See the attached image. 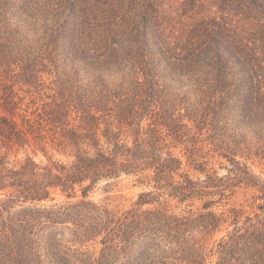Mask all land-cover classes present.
I'll use <instances>...</instances> for the list:
<instances>
[{
    "label": "trees",
    "instance_id": "1",
    "mask_svg": "<svg viewBox=\"0 0 264 264\" xmlns=\"http://www.w3.org/2000/svg\"><path fill=\"white\" fill-rule=\"evenodd\" d=\"M204 134L227 153L224 177L197 159ZM33 144L72 160L5 165L3 149ZM244 151L264 158V0H0V264H264V204L216 208L241 185L264 200ZM122 175L148 189L131 209L85 200ZM167 199L203 204L176 214ZM60 225L71 244L52 247Z\"/></svg>",
    "mask_w": 264,
    "mask_h": 264
},
{
    "label": "rangeland",
    "instance_id": "2",
    "mask_svg": "<svg viewBox=\"0 0 264 264\" xmlns=\"http://www.w3.org/2000/svg\"><path fill=\"white\" fill-rule=\"evenodd\" d=\"M52 78L47 79V84H50ZM46 94L49 91H45ZM43 97H45L43 95ZM36 145L27 146L25 149H21L18 146H14L11 150H2V154L7 153L6 163L5 165L11 169H20L22 165L25 164L28 158L32 159L39 167H55L56 163L60 164H68L71 162V158L68 155H64L52 148H48L47 151L42 152L41 149L35 147ZM192 148V147H190ZM196 155L199 162H206V169L209 173L216 172L217 177L221 178L228 174V169H230L231 164L228 158H225L223 154L227 155V153L223 150L216 151L213 145L208 140V134H204L200 137V142L196 146ZM173 153L179 156L184 162V171L189 172L191 176L195 178H200L201 180L205 179L206 174H202L198 171H195L191 163L190 153L187 150L185 145H178L176 148L172 149ZM238 156L235 157L237 161L241 162L243 165L249 167L251 172L264 183V158L257 156L254 151L252 153L247 152H239ZM232 157V156H231ZM138 177L135 176H127L122 175L118 179L104 181L94 187L91 191H89L86 201L93 202L95 204L100 205H110L112 208H115L117 211H125L132 208L135 202L138 200V197L141 193L147 191L148 189L141 184L138 183ZM231 185V183L229 184ZM75 198H67L60 189H54L51 192V199L48 201H43L40 206L50 207L52 205H64L67 202H77L81 200L82 192L79 191ZM224 197L221 204H218L217 212L222 213L232 208L243 209L246 212V215L254 216L255 214H261V210L259 206L264 204V200L262 199V193L260 192L258 187H247L245 185H241L239 187H230ZM219 198V197H218ZM217 198V199H218ZM168 204L170 205V209L174 211L176 214H182L185 211H189L193 209L195 211L198 208H201L202 202L197 201L194 204L189 203L188 205H180L176 200L167 199ZM152 205L145 206V209L152 208ZM20 207L17 208V210ZM69 225L59 226L57 229H53L52 234L48 237L52 239V247L53 244L59 243L62 246H70L71 236ZM225 226L223 230L219 233H216L213 236L211 244L207 248L208 253L211 250V247L215 241H219L226 235ZM230 228L229 230H231ZM42 238V241H47ZM42 247V256L44 258H48L45 252V245L41 242ZM54 247L55 244H54ZM78 248V247H77ZM72 249H76V247H72ZM88 250L93 253L95 251L99 252L101 249V245H89L83 247L82 250ZM54 250V249H53ZM52 250V251H53ZM96 252V253H97ZM98 255V254H97ZM96 255V256H97ZM210 255V256H208ZM206 259V264H214L218 261L217 255L208 254Z\"/></svg>",
    "mask_w": 264,
    "mask_h": 264
}]
</instances>
